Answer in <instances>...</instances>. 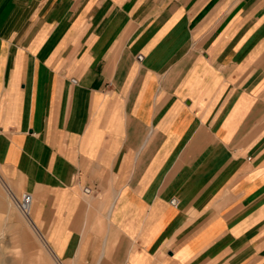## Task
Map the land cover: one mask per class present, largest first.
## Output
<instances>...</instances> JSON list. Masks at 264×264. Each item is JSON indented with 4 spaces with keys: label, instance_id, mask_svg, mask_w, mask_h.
Instances as JSON below:
<instances>
[{
    "label": "crops",
    "instance_id": "1",
    "mask_svg": "<svg viewBox=\"0 0 264 264\" xmlns=\"http://www.w3.org/2000/svg\"><path fill=\"white\" fill-rule=\"evenodd\" d=\"M0 180L59 264H264V0H0Z\"/></svg>",
    "mask_w": 264,
    "mask_h": 264
},
{
    "label": "rangeland",
    "instance_id": "2",
    "mask_svg": "<svg viewBox=\"0 0 264 264\" xmlns=\"http://www.w3.org/2000/svg\"><path fill=\"white\" fill-rule=\"evenodd\" d=\"M0 264H59L1 180Z\"/></svg>",
    "mask_w": 264,
    "mask_h": 264
},
{
    "label": "built area",
    "instance_id": "3",
    "mask_svg": "<svg viewBox=\"0 0 264 264\" xmlns=\"http://www.w3.org/2000/svg\"><path fill=\"white\" fill-rule=\"evenodd\" d=\"M34 203L33 195L30 193H24L18 200L19 208L24 214H29Z\"/></svg>",
    "mask_w": 264,
    "mask_h": 264
}]
</instances>
